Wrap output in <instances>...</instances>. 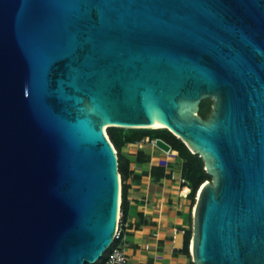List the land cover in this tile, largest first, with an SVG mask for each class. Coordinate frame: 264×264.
Listing matches in <instances>:
<instances>
[{"label":"water","instance_id":"95a60500","mask_svg":"<svg viewBox=\"0 0 264 264\" xmlns=\"http://www.w3.org/2000/svg\"><path fill=\"white\" fill-rule=\"evenodd\" d=\"M147 125L214 176L195 262L264 264V0H0V264L97 262L122 200L107 129Z\"/></svg>","mask_w":264,"mask_h":264},{"label":"crops","instance_id":"0c3cea01","mask_svg":"<svg viewBox=\"0 0 264 264\" xmlns=\"http://www.w3.org/2000/svg\"><path fill=\"white\" fill-rule=\"evenodd\" d=\"M148 138L122 149L129 163L124 236L117 243L127 252L130 264H197L192 249L189 253L184 245L178 247L177 235L186 234L191 226L199 192L194 201L178 165V152L166 151Z\"/></svg>","mask_w":264,"mask_h":264},{"label":"trees","instance_id":"16d2710c","mask_svg":"<svg viewBox=\"0 0 264 264\" xmlns=\"http://www.w3.org/2000/svg\"><path fill=\"white\" fill-rule=\"evenodd\" d=\"M203 103L207 104V108L203 109L201 106ZM214 100L210 97L205 98L201 102L199 114L208 118L211 111ZM109 137L115 145L119 156V170L122 177V202L121 209L124 208V193H125V178L128 168V160L125 159L123 153V147L130 142L141 141L145 138L155 139L163 138L169 142L173 150L178 152V158L182 165L183 176L186 179L187 185L191 188V196L196 201L197 194L201 186L207 182L212 181L214 176L206 168V160L199 152H194L190 146L178 135H176L168 127H139V128H126L120 126H110L107 129ZM194 235L193 222L191 226L186 230L184 249L191 253V244ZM105 255L102 256L95 263L86 264H103Z\"/></svg>","mask_w":264,"mask_h":264},{"label":"built area","instance_id":"2783aa9c","mask_svg":"<svg viewBox=\"0 0 264 264\" xmlns=\"http://www.w3.org/2000/svg\"><path fill=\"white\" fill-rule=\"evenodd\" d=\"M155 139H150V141L153 142ZM153 144L155 143L153 142ZM124 225H125V221L123 219V210L120 209V215H119L116 233L113 242L103 254V256L105 255V260L103 264H130L129 256L127 252L121 245L117 243V241L123 238L124 236Z\"/></svg>","mask_w":264,"mask_h":264},{"label":"rangeland","instance_id":"374dc122","mask_svg":"<svg viewBox=\"0 0 264 264\" xmlns=\"http://www.w3.org/2000/svg\"><path fill=\"white\" fill-rule=\"evenodd\" d=\"M214 104V103H213ZM213 106V105H212ZM203 109H205V108H207L208 106H207V104L206 103H203V105L201 106ZM152 142V141H151ZM186 142V141H185ZM153 143V142H152ZM178 165L180 166L181 165V163H180V161H178ZM202 187V186H201ZM201 189V188H200ZM200 191V190H199Z\"/></svg>","mask_w":264,"mask_h":264},{"label":"bare ground","instance_id":"6f19581e","mask_svg":"<svg viewBox=\"0 0 264 264\" xmlns=\"http://www.w3.org/2000/svg\"><path fill=\"white\" fill-rule=\"evenodd\" d=\"M147 126L158 127V125H147ZM155 140H157V139H155ZM163 146H165V145L163 144ZM204 184H205V183H204ZM204 184H203V185H204ZM203 185H202V186H203ZM201 188H202V187H201Z\"/></svg>","mask_w":264,"mask_h":264}]
</instances>
